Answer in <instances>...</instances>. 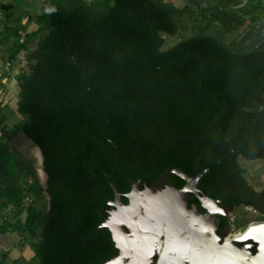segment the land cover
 I'll list each match as a JSON object with an SVG mask.
<instances>
[{"label": "trees", "instance_id": "1", "mask_svg": "<svg viewBox=\"0 0 264 264\" xmlns=\"http://www.w3.org/2000/svg\"><path fill=\"white\" fill-rule=\"evenodd\" d=\"M22 20L0 19L4 62H27L20 121L0 130V236L20 235L32 264H107L118 254L103 227L113 186L128 204L134 184L171 171L181 190L172 171L199 176L231 140L199 190L230 208L238 231L264 221V186L241 164L264 161V0H49L35 31ZM26 138L42 150L45 185L13 146ZM221 228L233 226L222 217Z\"/></svg>", "mask_w": 264, "mask_h": 264}, {"label": "water", "instance_id": "2", "mask_svg": "<svg viewBox=\"0 0 264 264\" xmlns=\"http://www.w3.org/2000/svg\"><path fill=\"white\" fill-rule=\"evenodd\" d=\"M230 142L231 153L199 176L172 171L186 182L181 190L168 183L171 171L152 187L134 184L126 195L128 204L113 186L115 197L103 227L112 233L118 254L107 264H264V221L239 231L231 221L233 230L222 229L221 218L232 219L233 213L222 201L199 190L203 176L233 155L236 145ZM35 150L44 170L42 150L38 146ZM192 195L198 204H190Z\"/></svg>", "mask_w": 264, "mask_h": 264}, {"label": "crops", "instance_id": "3", "mask_svg": "<svg viewBox=\"0 0 264 264\" xmlns=\"http://www.w3.org/2000/svg\"><path fill=\"white\" fill-rule=\"evenodd\" d=\"M48 1L49 0H25L23 5L18 6L14 1L12 0H0V9H1V15H5L8 11H15L17 13V17H22V24L26 26V33H32L37 29V25L35 24V19L44 14L47 9H48ZM173 3H175L178 7L182 8L185 7L186 4L189 2V0H170ZM194 2L198 4H203V3H209L211 0H193ZM248 0H244V4H246ZM32 18V21H29V19ZM2 20V16H1ZM1 30L3 26H0ZM6 49L0 47V84L5 85L7 87L5 94L10 95L11 90L14 89V84L17 87V81L16 77L17 75L26 68V62L25 63H20L19 61L15 66H13V69L10 70L8 67V64L4 62V56L6 53ZM8 85V86H6ZM10 87V89H9ZM18 93H19V88H18ZM2 95L3 91H2ZM19 96V95H18ZM19 99V98H18ZM18 99L16 100V105L14 109H9L8 105L5 100V95L0 96V106L2 107V112L0 113V130L1 128L6 125H13L15 126L19 121H20V116L18 114V107H17V102ZM6 236H0V253L2 255L3 252H9L10 249L5 247L3 243L5 242L4 240L6 239ZM4 241V242H3ZM2 243V244H1ZM23 248V246H21ZM20 250L14 249V252H10L9 259L7 261V264H12L11 262L15 263L18 261L17 259L19 258ZM22 251V250H21ZM16 253V254H15ZM15 256H14V255ZM1 257V256H0ZM22 256H20L21 258ZM19 258V259H20ZM22 260L27 262L26 256H23Z\"/></svg>", "mask_w": 264, "mask_h": 264}, {"label": "rangeland", "instance_id": "4", "mask_svg": "<svg viewBox=\"0 0 264 264\" xmlns=\"http://www.w3.org/2000/svg\"><path fill=\"white\" fill-rule=\"evenodd\" d=\"M37 41H35V43H37ZM176 42H177V40L175 39V40H173V42H171V44H174ZM20 61H21L20 63L26 62V53L25 52H23L21 54ZM26 65H27V62H26ZM15 85L16 84H14V89H12L11 93H9L10 94L9 96L6 95L7 94L6 88L7 87H5L3 89V94L5 95V100H6V103H7L9 109H14V107L16 105V100L19 97L18 96L19 95V93H18L19 87L18 86L16 87ZM6 86H8V85H6ZM9 89H10V87H9ZM4 90H5L6 94H5ZM4 95H2V91H0V96H4ZM13 146H15L17 152L22 153L27 158L33 159L35 161V168L38 172V176L41 180V183L45 185L47 182V178L43 172L44 170H43V165H42V158H41L39 152H37V150H35V146L30 141H27L26 139L21 140L19 143H16ZM241 164L248 171L247 178H248L251 185H253L256 188H260V187L264 186V161L246 162V161L241 160ZM35 199H37L38 201L43 203V200H40L37 197H35ZM245 211H247V213H249V215L255 216V214L253 212H251L250 210H245ZM24 218H25V215L23 216V219ZM235 220L236 219H234V217H232L231 221L234 223V225L236 223ZM244 229H246V228H244ZM4 241H3L4 242L3 245L5 247H7L8 249H10L9 253L11 251L14 252L15 248L20 250L19 253H21L20 256H22V257L20 258V256H19L20 259L18 258L17 259L18 261H16L15 263L11 262L12 264H32V259L34 257V253L31 249L30 245L24 246L23 248L21 247L22 238L20 235H18L16 233L7 234V237ZM0 256H1V253H0ZM23 256H26L27 262L22 260Z\"/></svg>", "mask_w": 264, "mask_h": 264}, {"label": "built area", "instance_id": "5", "mask_svg": "<svg viewBox=\"0 0 264 264\" xmlns=\"http://www.w3.org/2000/svg\"><path fill=\"white\" fill-rule=\"evenodd\" d=\"M1 16H2V15H1V12H0V19H1ZM0 32H1V28H0ZM248 210H250L251 212H253L254 214H256V211H254L253 209H249V208H248Z\"/></svg>", "mask_w": 264, "mask_h": 264}, {"label": "flooded vegetation", "instance_id": "6", "mask_svg": "<svg viewBox=\"0 0 264 264\" xmlns=\"http://www.w3.org/2000/svg\"><path fill=\"white\" fill-rule=\"evenodd\" d=\"M225 219L227 220V223H228V224L231 223V219H229V220H228L227 218H225Z\"/></svg>", "mask_w": 264, "mask_h": 264}, {"label": "bare ground", "instance_id": "7", "mask_svg": "<svg viewBox=\"0 0 264 264\" xmlns=\"http://www.w3.org/2000/svg\"><path fill=\"white\" fill-rule=\"evenodd\" d=\"M40 154V153H39Z\"/></svg>", "mask_w": 264, "mask_h": 264}]
</instances>
